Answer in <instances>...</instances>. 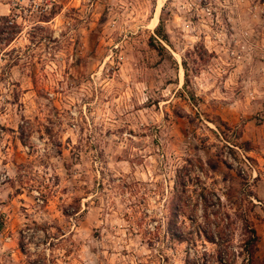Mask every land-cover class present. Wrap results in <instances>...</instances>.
<instances>
[{
	"label": "rangeland",
	"instance_id": "374dc122",
	"mask_svg": "<svg viewBox=\"0 0 264 264\" xmlns=\"http://www.w3.org/2000/svg\"><path fill=\"white\" fill-rule=\"evenodd\" d=\"M0 215V264H264V0H0Z\"/></svg>",
	"mask_w": 264,
	"mask_h": 264
},
{
	"label": "trees",
	"instance_id": "16d2710c",
	"mask_svg": "<svg viewBox=\"0 0 264 264\" xmlns=\"http://www.w3.org/2000/svg\"><path fill=\"white\" fill-rule=\"evenodd\" d=\"M160 29H161L160 26L156 27L155 32L159 34L161 39H165L163 32ZM149 46L154 49L155 46L153 44V39L149 42ZM162 50H164V47L161 44H159L158 46L159 53L162 52ZM189 167H190L189 170L187 168L186 169L184 168L183 175L178 176L180 184H177L175 187L176 188L180 187L181 190L180 192L175 194L174 201L171 202V216L168 222L167 234L172 241H175L178 243H187L192 246H195L196 239H200L201 237H203V239L207 243L217 246L219 250L220 247L222 246V243L224 242L223 240L224 232L223 230H221L220 224L227 223V220H228L227 215H224L226 219H221V220L219 218L217 219L216 215H215L216 217L213 218L212 217L213 215H212L211 218L213 219V221L211 222V224L208 223L206 224L205 227L204 225L200 226L198 224V226L195 227L191 232H184L182 231L180 227L178 228L176 226L177 219H179L180 214H181L182 204L184 203V201H187L188 199L186 198V195H187L186 183L187 181L189 182V179H188L189 176H186V175L189 174V171L193 172L191 163ZM210 169H215V167L210 166ZM198 197H199L198 200L202 202L203 204L207 201V198H209V197H206L203 193L199 194ZM206 211H207L206 208H204L203 212H204L205 217H207ZM243 224L245 225V230H246V235H247L246 240L243 245V251L245 252L247 256V259L251 260L253 258L254 249L258 241V236L254 228L248 225L247 220H244ZM2 228H3V217L0 215V232ZM220 252H224V250L219 251L218 257H220ZM220 261L221 260H219V262ZM185 264H193V262L192 260L187 258L185 260Z\"/></svg>",
	"mask_w": 264,
	"mask_h": 264
}]
</instances>
